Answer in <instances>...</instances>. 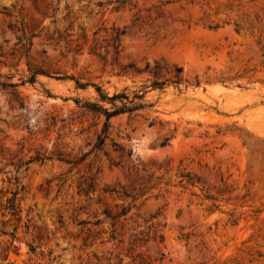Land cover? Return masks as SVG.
Instances as JSON below:
<instances>
[{
	"label": "rangeland",
	"instance_id": "rangeland-1",
	"mask_svg": "<svg viewBox=\"0 0 264 264\" xmlns=\"http://www.w3.org/2000/svg\"><path fill=\"white\" fill-rule=\"evenodd\" d=\"M0 264H264V0H0Z\"/></svg>",
	"mask_w": 264,
	"mask_h": 264
},
{
	"label": "trees",
	"instance_id": "trees-1",
	"mask_svg": "<svg viewBox=\"0 0 264 264\" xmlns=\"http://www.w3.org/2000/svg\"><path fill=\"white\" fill-rule=\"evenodd\" d=\"M36 73H37V72H34V73H33L32 77H31V80L34 79ZM8 85H13V84H8ZM86 107H88V106L86 105ZM92 107H93V106H92ZM104 113H105V115H106V119L111 115V113H109V112L106 111V110H105ZM106 129H107V123L104 124V129H103V131H102V134H105V133H106ZM102 142H103V139L99 137L98 145H100ZM7 204H8V205L6 206V208L9 209V211H10L9 213H10L11 215H13V216H16V218H17V216H18V212H19V209H18L17 204L15 203V199H14V198H7Z\"/></svg>",
	"mask_w": 264,
	"mask_h": 264
}]
</instances>
